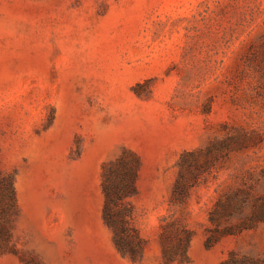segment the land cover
Segmentation results:
<instances>
[{
	"label": "rangeland",
	"instance_id": "rangeland-1",
	"mask_svg": "<svg viewBox=\"0 0 264 264\" xmlns=\"http://www.w3.org/2000/svg\"><path fill=\"white\" fill-rule=\"evenodd\" d=\"M124 151L135 256L104 219ZM0 174L19 210L0 264L264 258V224L207 244L218 201L264 194V0H0Z\"/></svg>",
	"mask_w": 264,
	"mask_h": 264
},
{
	"label": "trees",
	"instance_id": "trees-1",
	"mask_svg": "<svg viewBox=\"0 0 264 264\" xmlns=\"http://www.w3.org/2000/svg\"><path fill=\"white\" fill-rule=\"evenodd\" d=\"M209 163L211 162L206 164L209 165ZM191 169V163L183 160L180 177L173 194L175 203L184 201L189 190L195 186L197 176H193ZM138 171L139 159L130 151H124L116 160L107 163L103 171V190L106 197L104 219L113 230L115 243L119 250L128 252L131 256L136 255V250L128 240L131 233L136 236L138 242H142L137 237V231L131 227L132 208L126 202L136 193ZM242 193L243 196H240V191H238L234 196L217 202L210 216V221L215 227L210 230L211 234L207 240L209 246L222 233L252 230L264 224V194L252 196L249 191ZM18 215L13 182L9 177L0 174V255L14 248L11 244L13 222ZM234 218H238L239 221L231 223L230 221ZM222 221L227 223L223 229L221 228ZM223 264H264V258L233 252Z\"/></svg>",
	"mask_w": 264,
	"mask_h": 264
}]
</instances>
